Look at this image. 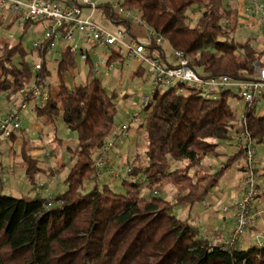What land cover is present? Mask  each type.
Wrapping results in <instances>:
<instances>
[{
  "label": "trees",
  "instance_id": "16d2710c",
  "mask_svg": "<svg viewBox=\"0 0 264 264\" xmlns=\"http://www.w3.org/2000/svg\"><path fill=\"white\" fill-rule=\"evenodd\" d=\"M118 1L161 36L170 51L186 55L203 79L225 76L249 81L255 66L264 67V50L255 49L254 39L234 41L237 12L227 9L225 0ZM100 8L107 15L106 5ZM195 8L200 13L190 25L188 14ZM27 28L12 44L0 40V94L20 96L35 77L49 76L43 57L47 43L42 42L38 51L26 52L22 47ZM146 48L165 59L162 45L148 41ZM28 57L40 63L37 74ZM118 57L113 54L109 60ZM84 64L86 81L69 88L64 76L75 68V60L63 51L55 68V94L44 107L34 108L42 126L55 132L58 117L75 134V148L67 149L72 164L62 179L65 190L51 197L53 204L45 208L44 195L36 191L35 176L41 172L38 161L28 148L21 147V166L30 189L18 198L0 194V264H264V246L223 248L200 239L186 219L171 214L174 208L189 213L217 186L229 164L241 159L236 153L214 173L192 172L205 157L218 156L215 142L231 137L237 117L227 99L239 100L236 92L226 90L215 99H204L183 86L181 93L172 89L154 93L142 123L137 124L145 134L146 164L123 167L129 170V179H119L121 193L117 194L93 176L95 155L114 133L115 96L91 76L90 62ZM133 74L142 77L144 73L138 66ZM254 106L242 111L249 136L257 145L264 141V115H257ZM85 182H92L86 191L82 189ZM163 185L175 190L169 201L157 190L154 195L140 196L144 188Z\"/></svg>",
  "mask_w": 264,
  "mask_h": 264
},
{
  "label": "built area",
  "instance_id": "2783aa9c",
  "mask_svg": "<svg viewBox=\"0 0 264 264\" xmlns=\"http://www.w3.org/2000/svg\"><path fill=\"white\" fill-rule=\"evenodd\" d=\"M237 1L241 5L240 16L255 18L257 27L264 32V0ZM104 5H106L107 15L102 13V8L100 9ZM98 11H100V17L112 29L100 25L94 17ZM6 16L10 17V27L15 25L19 34L25 25L38 28L40 37L31 44V49L38 51L41 43L46 42L44 60L49 58L55 68L63 51H67L74 59L82 63L90 62L91 76L96 79L100 76L98 68H103L105 75L115 67L119 69L123 67L124 60L132 61L136 67L142 68L149 94L139 96L129 122L120 125L117 132L113 133L97 151L93 160V176L97 179L103 176L120 180L129 179V170L113 169L108 157L114 142L126 135L129 123H139V115L145 111L151 96L156 92L172 89L175 93H181L183 86L196 91L204 99H215L223 91L234 90L243 108L258 104L264 96V67L255 66V75L249 81H231L225 76L203 79L195 73L189 59L181 51H170L164 60L153 53L150 54L146 48L147 44L139 42L129 29L131 25L145 26L133 10L123 7L118 0H0V20ZM144 35L156 46L164 43L161 36L149 29ZM1 39L11 41L12 35L7 34L3 37L0 34ZM113 54L119 57L110 61L109 58ZM31 68L37 74L41 70L40 63L38 61L31 63ZM47 79L35 77L22 93L23 99L29 98L33 101L34 108L44 107L50 97ZM139 92L140 88H137L135 93ZM123 95L124 93L120 92V99ZM14 109L0 117V137L2 139H6L10 134L19 130V111L26 109V105L21 103ZM231 139L236 153L242 156V192L234 204L233 227L222 244L223 248L235 247L247 228L264 216V210L260 207L255 175L256 145L246 129L243 111L233 124ZM2 172L3 169L0 166V180ZM139 182L142 183L143 178H140ZM41 189H43L42 184L39 183L36 191ZM152 194H155L154 190ZM43 195L44 207L51 206L53 202L49 194L44 191ZM253 245L264 246V237L256 238Z\"/></svg>",
  "mask_w": 264,
  "mask_h": 264
},
{
  "label": "rangeland",
  "instance_id": "374dc122",
  "mask_svg": "<svg viewBox=\"0 0 264 264\" xmlns=\"http://www.w3.org/2000/svg\"><path fill=\"white\" fill-rule=\"evenodd\" d=\"M224 6L227 7V9H233L234 7L233 0H225ZM199 13H200V10L197 8L189 12L188 23L190 25H192L196 21ZM9 20H10V17L5 18L4 26L5 24L8 23ZM100 25L104 28L112 29V27L107 25L105 22H100ZM236 30L238 32L235 31L234 34L232 35L234 38V41L244 40L246 37H249L251 39H254L253 40L254 46H256L258 39H261V41L260 40L259 41L262 42V44L264 45V33L262 31L256 30L255 32H252L250 29L245 28V27H239V29L237 28ZM145 31H147V29L141 25L132 27L133 34H135L137 40L143 44L148 43V40L146 36L144 35ZM7 34L12 35V40L8 41L9 44L16 42L20 35L15 25L3 31L2 36L5 37ZM39 37H40V34L38 33V28H35L34 30H32L31 28L30 29L27 28L25 34L23 35L21 39L23 49L26 52L31 51L32 50L31 44L35 42ZM161 45H162L164 54L168 56L170 54V49H168L165 43H162ZM74 60H75V70L68 71L65 74L66 78L70 76V74H74L76 76L78 72L84 71L82 62L78 61V59H74ZM27 61L29 63L36 62V60L34 59L32 60V57H28ZM44 61H45V67L47 71L49 72V77L47 79V82L50 83L51 85L52 84L56 85L57 82H56V77H55V66L50 61L49 58H45ZM125 65L127 66V68L124 67ZM122 66L123 67H121L120 69L115 67L113 70H110L106 77L102 76L105 70L102 68H98V72L100 75L99 80H100L101 86L106 90L108 94H113L115 96L114 103L116 106V114L114 117V126H113L114 133L117 132L120 125L129 122L130 116L133 112V109L135 107L136 101L139 98V96L141 95L146 96L149 94L148 84L145 80L144 74L142 77L140 78L138 77V79L129 80V71L133 70L136 67V64L132 61L129 62V61L124 60L122 63ZM75 80L76 81H74V84H76L77 81H80L79 76H76ZM137 88H140L139 93H135V90ZM120 91H124V93L126 94L125 96L121 97L122 99L117 98V94ZM22 96L23 95L21 94L20 96L12 97V96L7 95V93H1L0 94V113L4 112L3 109L15 110L14 108L18 107L21 103H25L26 105L30 101V99L27 101H23ZM227 103L229 107L232 109V111H234L235 114L239 113V109H243V105L240 102V100L229 98L227 99ZM254 108L264 109V103L256 105L254 106ZM238 115H236V117H238ZM139 116H140L139 123L141 124L142 119L144 117V113H141ZM19 122H20V119H19ZM41 122L42 121L39 119V123ZM54 126H55V132H52L51 127L43 126V128H45L44 130L39 129V131L33 132V134L29 137L31 142H29V139L28 140L25 139L26 144L25 143L23 144L24 147L28 148L31 151L34 150L32 148V145L37 143L33 141H38L39 144H41L40 147L42 149V153L41 154L39 153L40 155L36 158L38 161L37 166L40 168L41 172H39L35 176V180L37 181L36 182L37 185L39 183L42 184L43 189H41V191L44 190L45 192H47L49 196L52 197V199L54 198L55 195H57V193L61 194L65 190V186L62 183V179L64 178L65 174L67 173L68 168L72 164L71 162H69L70 154L67 149H74L76 145L75 134L65 128L60 118L57 117L55 119ZM19 131H20V128L18 131L12 134L14 135V138L12 139H17L16 133ZM8 139L9 138L7 137L5 140H8ZM12 139H9L8 141L11 143L10 144L11 146H10L7 142L3 141L4 139H2V137H0V154H1L0 161L2 165L6 163V160H8L10 163V166L8 167L10 170L7 171L9 182L8 184L5 183L3 185V189L0 191V194L18 198L22 195V193L19 192L20 191L19 188H20V184L24 182L23 181L24 176L22 177V174L19 171L20 170L19 166L17 164L11 163V161L16 157V155L20 153L19 152L20 148L12 146L13 145ZM20 140L21 139H19V141ZM21 141L22 142L24 141L23 138ZM144 150H145V134H144L143 128H138L137 124L129 123V129L126 132V135L122 137L121 139L117 140L116 142H114V146L111 149L110 154L114 155L115 161L114 162L110 161L108 157L109 164L111 167H113V169H116V168L120 169L126 166H136V167L142 168L146 164ZM178 166L180 167L181 165L175 164V167H178ZM195 169H198V170H195ZM195 169L194 171H192L193 175L210 174L207 171L200 169L198 167ZM103 177H100L98 179L99 183L100 182L105 183L103 181ZM105 178L109 180L107 181L109 182V187L111 188L113 192L117 194L121 193V188L119 186V179L117 178L114 179L110 177H105ZM91 185H92V182H85L83 184L82 189L86 191L87 189L91 187ZM163 186H167L170 189H172L168 193L170 195V199L168 200L166 199L167 197H166L165 191L161 192L160 194L162 198L169 201L174 196L175 190L170 185H163ZM219 186H220V182L218 183V187ZM153 190H157V194L159 193L158 188H151L150 190L144 188L141 190L140 196L148 197L149 195H153L151 193ZM228 204L229 203L227 200L221 201V203H219L216 207L218 210V214H220L219 212L221 211L223 207L226 209V206ZM250 227H248L247 230ZM259 237H262V236H259ZM237 246H238V243L235 245V248H237Z\"/></svg>",
  "mask_w": 264,
  "mask_h": 264
},
{
  "label": "crops",
  "instance_id": "0c3cea01",
  "mask_svg": "<svg viewBox=\"0 0 264 264\" xmlns=\"http://www.w3.org/2000/svg\"><path fill=\"white\" fill-rule=\"evenodd\" d=\"M233 3H234L233 9H235L237 12V21H236L237 28L239 29V27H245V28L250 29L252 32H255L256 30H260L257 27L256 19L241 17L240 12H239L240 7H241L240 3L237 0H233ZM6 17H3L0 20V34L1 35L3 31L10 28L9 21L4 26V20ZM94 17L97 18L99 22H105L100 17V11L95 13ZM105 23L109 25L107 22ZM133 26H137V25H131L129 27L131 32H132ZM30 28L34 30L37 27H29V29ZM236 32L238 31L236 30ZM38 33H39V30H38ZM259 40L261 41V39H258V42H260ZM258 42L256 43L255 49L258 51H263L264 45L262 44V42L260 43ZM82 64L84 67V71H80L77 73L76 76H79V80H80V81H77V83H84L87 79L86 78V71H87L86 66L84 63ZM124 67L127 68V66H124ZM136 68L137 67L129 71V80L138 79V77L133 74ZM73 70H75V68ZM73 70H69V71H73ZM107 75L108 73H106L105 75L103 73L102 76L106 77ZM76 76L74 74H70V76H68L67 78L64 76L66 85L69 88L72 87V85H74V81H76L75 80ZM47 89L50 95L53 96L56 92V85L55 84L51 85L49 83ZM120 92L124 93V91H120ZM120 92H118L117 94L118 99H120L119 97ZM125 95L126 94L124 93L123 96ZM261 103H264V100H262L256 105H259ZM3 110L4 112L0 113V117L4 116L7 112L10 111L9 109L8 110L3 109ZM241 112H242V109H239L238 114H240ZM255 112L257 115H264V109H255ZM238 114H235V115H238ZM19 119H20V131L16 133L17 139H12L14 138V135H12L9 139H12L13 141L12 146L18 147L21 149V147L24 146L23 144L24 143L26 144L25 139L28 140L29 137L33 134V132L39 131V129L44 130L45 128H43L42 123H39V119L36 117V114L34 111L33 101L31 100L26 104V109H24L23 111H19ZM47 127H50V126H47ZM22 138L24 140L23 142L21 141ZM9 139L8 140L4 139L3 141L7 142L10 145L11 143L8 142ZM19 139H21L20 140L21 142L19 141ZM29 142H31L30 139H29ZM33 142H37V143L32 145V148L34 150L33 151L30 150L31 151L30 156L36 159L42 153V149L40 147L41 144H39L38 141H33ZM215 143L217 145L216 150L218 152V156L216 158L209 157V156L205 157L201 165L198 167L200 169L207 171L208 173H214L218 171L219 169L223 168L224 163L230 157H233L236 154V150L234 148L231 137H229L227 140L218 141ZM20 149H19V152H20ZM19 154L16 155V157L11 161V163L17 164L19 166L20 168L19 171L21 172L22 177H23L24 176L23 168L21 166V159H20ZM109 159L110 161L114 162L115 161L114 155L110 154ZM241 165H242L241 159L230 163L227 170L223 172L222 176L220 177L218 181V183L220 182V186L218 187V183H217V186L213 188L207 194L205 199L202 202L195 204L189 213H186V211L181 208H174L171 214L179 220L186 219L188 224L195 229L197 236L200 239H205L209 243H212V244H224V242L226 241V239L228 238L230 234V231L232 230V226H233L232 216L234 213V204L238 201V199L241 196V192H242ZM0 166L4 172V174L2 172L3 175L0 180V191H1L3 189V185L5 183L8 184L9 182L7 171L10 170L8 168L10 166V163L8 160H6V163L2 165L0 161ZM195 170H198V169H195ZM255 175H256V183H257V188H258V193H259L260 207L264 210V141L255 146ZM107 180L108 179L103 177V181L109 185V182H108L109 180L108 181ZM23 181L24 182L20 184V188H19L20 190L19 192H21L22 195L26 194L30 189V187L25 182V178ZM158 190H159V193H158L159 196L161 192L165 191V194L167 197L166 199L167 200L170 199V195L168 193L172 189H170L167 186H160ZM38 193L43 194V191H39ZM225 200H227L229 204L226 206V209L224 207L221 209V211L219 212L221 214L220 215L218 214V210L216 207L219 203H221V201H225ZM259 236L264 237V216L261 218V220L255 222L246 232L243 233L240 241L238 242L237 248L244 249V248L251 247L254 241L256 240V238H258ZM241 244L244 246H242Z\"/></svg>",
  "mask_w": 264,
  "mask_h": 264
}]
</instances>
